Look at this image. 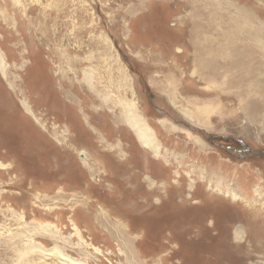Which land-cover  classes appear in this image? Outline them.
I'll list each match as a JSON object with an SVG mask.
<instances>
[{
  "label": "rangeland",
  "instance_id": "obj_1",
  "mask_svg": "<svg viewBox=\"0 0 264 264\" xmlns=\"http://www.w3.org/2000/svg\"><path fill=\"white\" fill-rule=\"evenodd\" d=\"M138 1L0 0V264H264V108L190 83L177 1ZM219 2L264 33V0Z\"/></svg>",
  "mask_w": 264,
  "mask_h": 264
},
{
  "label": "bare ground",
  "instance_id": "obj_2",
  "mask_svg": "<svg viewBox=\"0 0 264 264\" xmlns=\"http://www.w3.org/2000/svg\"><path fill=\"white\" fill-rule=\"evenodd\" d=\"M175 1H177V4H168L170 8L173 7L174 10L180 7V13L174 15L175 17L172 19V23H176L179 28L177 32H174L175 35L184 38L179 41L180 38L178 43L175 40L170 43L175 44L171 48L172 51L168 53L167 57L172 56L171 59L174 63V68L179 69V65L176 64L178 63V60L185 62V66L182 67L185 69V72L188 73L190 83L194 85L196 84L193 79L194 77L197 79L198 83L202 84L210 82L219 83L225 78L226 81L221 83L222 87L226 88L225 90H228L230 87V89H232V87L242 88L244 85L246 89H250L255 94H252L253 92H243L241 94L244 96L242 99H246L245 102H247L243 107L245 109H250L251 111L258 109L259 105H262L264 108V100H250L255 96L257 98L263 96L264 86L256 85L248 87L246 85V83L250 81V78H254V72L258 71L257 65L260 61L264 62L263 48L261 47L260 49L256 48L254 45L252 46V44L247 43V40H251L250 42H264V33L260 35L247 29L240 30L236 19L230 14V9H227L225 13H222L221 4L220 2L218 4V0H209L206 4H203V0ZM138 2L141 4H134L132 6L133 12H135L136 9L142 11L143 7L146 5L142 4V0ZM103 6L105 5L102 4V9ZM188 10L190 14L187 17H181V14ZM148 19L150 20L149 16L146 20ZM102 42L105 41L102 40ZM106 42L105 44L110 48L109 43ZM158 57L162 60L166 55L163 56L158 52ZM218 89L219 88L216 90ZM218 91H222V89L220 88ZM218 91H216V93H218ZM160 92L164 93L168 99L170 98L173 100V93L169 89L165 91L163 87ZM260 101L262 104L259 103ZM119 110L121 116L122 110L120 108ZM128 112L129 115H131L132 124L130 126L132 130L136 132L140 144L148 148L151 145L149 140L150 130L147 127L142 126L141 128L137 125L139 122L133 110L129 109ZM191 116L195 118L194 122L200 124V120L195 117L194 114ZM117 117L119 118V116ZM201 146L206 147L203 144H201Z\"/></svg>",
  "mask_w": 264,
  "mask_h": 264
},
{
  "label": "crops",
  "instance_id": "obj_3",
  "mask_svg": "<svg viewBox=\"0 0 264 264\" xmlns=\"http://www.w3.org/2000/svg\"><path fill=\"white\" fill-rule=\"evenodd\" d=\"M104 100L108 101L109 99L106 96H104ZM120 106L121 107H119V108L122 110V117L129 115V112H128L129 109L134 111V109H133V107L131 105H129L128 107L124 106V105H120ZM129 116H131V115H129Z\"/></svg>",
  "mask_w": 264,
  "mask_h": 264
}]
</instances>
